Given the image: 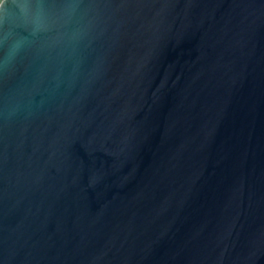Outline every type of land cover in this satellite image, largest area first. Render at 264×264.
<instances>
[{"label":"water","instance_id":"1","mask_svg":"<svg viewBox=\"0 0 264 264\" xmlns=\"http://www.w3.org/2000/svg\"><path fill=\"white\" fill-rule=\"evenodd\" d=\"M0 264H264V0H0Z\"/></svg>","mask_w":264,"mask_h":264}]
</instances>
